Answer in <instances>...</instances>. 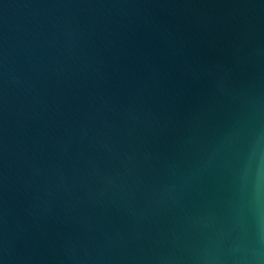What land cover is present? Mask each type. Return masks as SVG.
Here are the masks:
<instances>
[{"label":"water","instance_id":"95a60500","mask_svg":"<svg viewBox=\"0 0 264 264\" xmlns=\"http://www.w3.org/2000/svg\"><path fill=\"white\" fill-rule=\"evenodd\" d=\"M0 264H264V0H0Z\"/></svg>","mask_w":264,"mask_h":264}]
</instances>
